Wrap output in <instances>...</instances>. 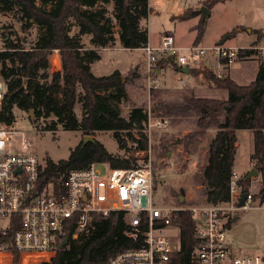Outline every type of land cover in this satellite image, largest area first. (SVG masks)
Wrapping results in <instances>:
<instances>
[{"label":"trees","instance_id":"obj_1","mask_svg":"<svg viewBox=\"0 0 264 264\" xmlns=\"http://www.w3.org/2000/svg\"><path fill=\"white\" fill-rule=\"evenodd\" d=\"M207 7L226 0H204ZM3 9L18 8L22 29L30 30L34 25L42 31L30 48L10 40L0 49V79L4 82L6 94L0 109V125H11L15 119V108L31 112L30 120L43 130H80L92 135L113 129L119 146L126 142L115 129L113 119H120L102 105L98 91L104 87L119 86L125 91V80L121 75L100 78L91 75L84 67L79 50L85 47L83 36H90V44L96 48L108 47L116 42L114 28L119 27V44L126 49L144 48L149 44L147 27L141 22L151 8L149 0H0ZM113 3L114 9L107 15L106 4ZM194 13L187 9L180 17L189 18ZM78 30L73 32V28ZM203 27L199 28L194 43L199 44ZM59 49L62 72L51 74L50 55ZM253 49L245 48L240 55H248ZM160 66V63L157 62ZM194 72V68H190ZM206 78L216 87L226 90V98L186 95L177 101L161 100L156 112L163 116L195 114L196 129L185 135L184 146L189 151L198 143V138L209 128L215 134L208 143L207 159L200 171V184L212 205L232 201L230 182L234 173L238 135L241 129L251 130L254 150L251 155L254 166L262 178V188L254 195L264 197V60L254 80L239 84L230 76L218 77L210 72ZM121 95V94H120ZM81 105L83 116L78 117L75 107ZM48 120L42 124L40 119ZM130 134L129 138L137 150H147L148 134L143 129ZM93 163H106L112 167L129 168L138 165L133 156H120L110 152L98 139L86 144L83 140L67 158L54 161L47 158L42 166L40 187L61 189L66 174L77 168H86ZM244 174L238 180L242 192L248 191ZM181 204V197L178 198ZM174 225L180 229V249L175 255V264H191L192 251L198 244L194 235V218L189 210H180L174 217ZM144 218L142 228H146ZM130 224L123 210L114 209L108 215L93 211L86 228L76 230L71 221L65 228L70 235L64 248H57V254L44 264H107L120 252L138 247L142 236L128 235ZM75 234H78L75 237ZM64 238V237H63Z\"/></svg>","mask_w":264,"mask_h":264},{"label":"rangeland","instance_id":"obj_2","mask_svg":"<svg viewBox=\"0 0 264 264\" xmlns=\"http://www.w3.org/2000/svg\"><path fill=\"white\" fill-rule=\"evenodd\" d=\"M205 5L204 0H149L151 12L141 22L142 26L148 29L149 44L159 46L161 37L168 33L174 36L178 46L191 45L197 41L196 37L202 25L200 45L225 43L253 49L246 56L239 55L240 58L234 66V76L239 84H247L254 80L264 60V0L217 2L210 8L206 6L209 9L206 17L200 12ZM2 7L3 3L0 2V49H4L10 40L30 48L36 42L42 29L34 25L30 30L24 31L18 8L7 11ZM105 7L107 15H110L114 9L113 3L106 4ZM187 9H193L194 13L189 18L180 17ZM77 30V27L73 28V32ZM114 31L117 40L119 39V27L115 26ZM83 43L85 47H91L90 36H83ZM116 46L120 44L114 42L108 46L111 49L102 54L101 71L95 70L107 74L112 72L113 68H119L122 77L127 79L128 83L138 85L137 87L140 86L139 83H142L143 88H138L137 94H131L125 89L126 92H122L113 102L115 111L121 117L118 120L113 119L114 126L122 138L127 141L125 148L119 146L113 129L99 131L91 136L100 140L110 152L120 156H133L137 163L151 167L153 193L158 204L185 207L210 204L206 199L204 186L200 184L199 177L202 164L206 163L207 140L215 134L216 129L209 130L211 129L209 128L199 136L196 146L188 151L184 146L185 135L196 129V115L163 116L158 113L159 111L156 112V105L163 98L160 97L161 90L158 87L150 88V79L156 77L155 69L145 73L147 81L144 84L138 82L142 80L141 70L133 67L140 63L142 67L148 69L146 53L139 48L126 49ZM184 53L188 54V51L184 49ZM196 71L194 70V73ZM207 81L212 83L208 79ZM177 100L180 99H171V101ZM75 111L79 118L83 116L79 103ZM14 112L16 119L10 128L25 133L26 138L33 143L32 151L41 159L42 166L45 165L47 158L54 161L67 158L71 149L75 148L86 135L83 131L64 130L61 126L56 131L43 130L31 122L29 112L19 108H15ZM51 119L42 118L40 122L44 125ZM157 119H166L168 122L163 127L151 125ZM137 129H143L149 137L148 149L141 152L134 148L129 138L131 133L134 135L137 133ZM237 135L239 148L236 153L234 173L240 178L255 168L251 158L254 142L251 130H238ZM22 137L21 133L13 136L12 142L8 145V152H15L12 147H18ZM98 167L103 172L107 171L106 163H99ZM261 188V175L253 176L248 189L257 194ZM179 197H183V204L178 200ZM259 197L257 196L252 203L253 206L248 208H238V203H234L233 200L219 205L220 207L233 205L236 208L223 216L222 221L227 223L226 233L229 244L240 252L264 250V199ZM166 232L171 240L179 243L178 228H167ZM77 236L78 234L75 237Z\"/></svg>","mask_w":264,"mask_h":264},{"label":"built area","instance_id":"obj_3","mask_svg":"<svg viewBox=\"0 0 264 264\" xmlns=\"http://www.w3.org/2000/svg\"><path fill=\"white\" fill-rule=\"evenodd\" d=\"M245 48L225 43H192L182 47L176 44L173 35L167 33L161 37L159 46L148 44L143 50L149 73L161 58L172 59L180 66H195L203 57L213 58L218 64H231ZM50 72H62L59 49H54L50 55ZM217 76L222 77L219 73ZM149 83L150 88L159 87L153 79ZM5 94V84L0 79V109ZM167 122L166 119H157L151 125L163 127ZM17 133L23 137L18 147H12L15 152H8L9 142ZM32 148L33 143L24 132L12 130L10 125H0V264L50 262L64 239L68 223L74 221L80 232L89 223L91 212L108 215L114 209L126 212L130 224L128 235L133 238L142 236V242L138 247L120 252L107 264H175L180 239L179 243L174 242L166 231L171 227L179 229L173 222L180 210H189L194 218V235L198 244L192 251L191 264H264V250L240 252L229 244L227 223L222 220L229 211L236 209L233 205H160L154 198L152 169L140 163L129 168L107 164L106 172L98 167L99 163L72 169L56 193L51 187H40L42 161ZM239 179L233 173L230 191L234 203H238L243 193ZM247 193L242 208L253 206L255 194L250 189ZM144 218L147 225L143 229Z\"/></svg>","mask_w":264,"mask_h":264},{"label":"crops","instance_id":"obj_4","mask_svg":"<svg viewBox=\"0 0 264 264\" xmlns=\"http://www.w3.org/2000/svg\"><path fill=\"white\" fill-rule=\"evenodd\" d=\"M116 42L119 43V39L116 40ZM150 42V40H149ZM234 46V45H232ZM119 47L120 46H116ZM113 47V48H116ZM111 49L110 47H102V48H96V47H83L79 50V55L82 58V62L84 67L87 69V71L95 76L100 78H108L113 75H121V69L119 68H113L112 72L110 73H102L97 72L101 71L100 68V61L103 59V52ZM143 49V48H139ZM100 50V51H99ZM246 56V55H244ZM240 58L238 56L235 58V60L231 64H218V62L209 57H203L201 58L195 66H188L189 68H194L197 70L195 73L191 70L189 73H185L182 71V69L186 66H180L178 65L174 60L169 58H161L158 60V63H160V66L156 64L155 72L156 77L153 79L156 82L159 83V89L161 90V98L163 100H170L171 99H182L186 95H196L199 97H210V98H226L228 96V92L223 89H218L214 87L212 83H209L206 78V73H214V74H221L222 77L224 76H231L235 80V70L234 66L236 64V61ZM139 70H141V81L146 84L147 77L144 76L147 72V67H142L139 64L136 66ZM97 69V70H95ZM140 86L137 87L136 85L132 83L125 82V89H127L128 92L131 94H137L136 90L138 88L142 87V83H139ZM135 92V93H134ZM98 94L100 95V99L102 101V105L107 106V109L110 110L113 114H118L117 111L114 109V100H117L121 94V89L119 86H111V87H104L98 91ZM120 116V115H119ZM213 128L209 129L212 130ZM212 132V131H211ZM212 137V135H211ZM207 140V153H208V143L210 138ZM239 142L237 143V151ZM237 153V152H236ZM207 159V155H206ZM205 163L202 164V167ZM236 167V158H235V166Z\"/></svg>","mask_w":264,"mask_h":264},{"label":"water","instance_id":"obj_5","mask_svg":"<svg viewBox=\"0 0 264 264\" xmlns=\"http://www.w3.org/2000/svg\"><path fill=\"white\" fill-rule=\"evenodd\" d=\"M200 12L203 13V16L206 17L208 14H209V9L204 6L202 9H200ZM183 72L185 73H189L190 71V68L188 66L184 67L182 69ZM33 114V111L30 112V115ZM89 141H94V137H92L91 135H88L86 134L83 138V143L86 144L87 142ZM259 174V172L255 169V168H252L247 176H246V179L249 180L251 179L253 176H257ZM248 197V193L247 192H243L241 194V196L239 197V201H238V207H241L244 205L246 199ZM181 201H183V197H181ZM76 236V235H75ZM69 239H70V235L68 233H65L64 235V239L60 242L59 244V248H64L68 242H69Z\"/></svg>","mask_w":264,"mask_h":264},{"label":"bare ground","instance_id":"obj_6","mask_svg":"<svg viewBox=\"0 0 264 264\" xmlns=\"http://www.w3.org/2000/svg\"><path fill=\"white\" fill-rule=\"evenodd\" d=\"M58 56H56V59H57Z\"/></svg>","mask_w":264,"mask_h":264}]
</instances>
